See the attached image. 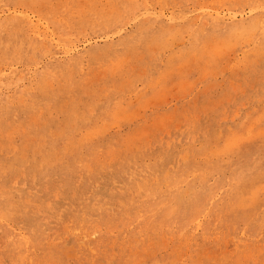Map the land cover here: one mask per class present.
I'll use <instances>...</instances> for the list:
<instances>
[{
    "label": "rangeland",
    "instance_id": "rangeland-1",
    "mask_svg": "<svg viewBox=\"0 0 264 264\" xmlns=\"http://www.w3.org/2000/svg\"><path fill=\"white\" fill-rule=\"evenodd\" d=\"M0 264H264V0H0Z\"/></svg>",
    "mask_w": 264,
    "mask_h": 264
},
{
    "label": "bare ground",
    "instance_id": "bare-ground-1",
    "mask_svg": "<svg viewBox=\"0 0 264 264\" xmlns=\"http://www.w3.org/2000/svg\"><path fill=\"white\" fill-rule=\"evenodd\" d=\"M254 114V113H253ZM262 136V135H261ZM52 144V143H51ZM55 144V143H54ZM92 146V145H91ZM89 192V191H88ZM151 206V205H150ZM237 212V211H236ZM129 222V221H128Z\"/></svg>",
    "mask_w": 264,
    "mask_h": 264
}]
</instances>
